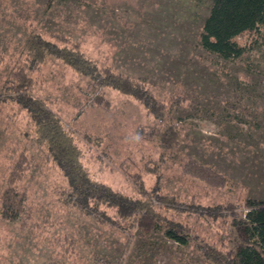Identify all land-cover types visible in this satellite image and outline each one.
Here are the masks:
<instances>
[{
	"label": "rangeland",
	"instance_id": "374dc122",
	"mask_svg": "<svg viewBox=\"0 0 264 264\" xmlns=\"http://www.w3.org/2000/svg\"><path fill=\"white\" fill-rule=\"evenodd\" d=\"M210 8V0H0V264H213L206 245L227 251L247 238L235 221L249 199H264V41L244 35V54L229 61L209 53L199 34ZM35 34L139 84L165 105V119L56 57L29 70ZM21 68L29 93L73 134L91 177L151 199L187 245L168 238L164 222L146 234L115 209L101 207L108 221L71 203L67 179L12 98ZM169 123L182 135L167 149L156 134ZM189 160L212 176L187 172ZM10 189L25 202L7 220Z\"/></svg>",
	"mask_w": 264,
	"mask_h": 264
},
{
	"label": "trees",
	"instance_id": "16d2710c",
	"mask_svg": "<svg viewBox=\"0 0 264 264\" xmlns=\"http://www.w3.org/2000/svg\"><path fill=\"white\" fill-rule=\"evenodd\" d=\"M211 8L203 21L200 35L201 47L219 58L229 61L242 57L245 47L238 39L246 34H255L264 41V0H210ZM29 53L28 69L38 67L48 56L56 57L65 65L71 66L82 76L91 78L102 87H111L127 95H132L145 105L156 120L165 119V105L151 96H144L139 84L123 75L116 74L110 68H101L94 61L85 57L77 48L61 47L46 40L42 35H32L27 43ZM29 78L25 69L15 73V80L10 88L14 91L13 100L27 110L36 125L39 138L47 144L49 153L64 174L69 184L71 203L87 213H96L111 221L102 206L115 209L125 219H134L133 225L142 233H151L162 222L167 226L166 235L181 245H187L189 238L175 224L163 218L151 199H132L124 197L106 184L95 180L85 169L82 151L73 134L69 132L57 115L47 104L34 98L30 93ZM145 97V98H144ZM181 131L174 124H167L157 132L163 147L174 148L181 143ZM185 170L196 177L210 178V170L195 160H189ZM141 196L148 193L142 186ZM2 215L7 220L17 218L25 200L11 189L3 195ZM163 199V197H159ZM171 205L174 202H169ZM170 205V207H172ZM169 206V204H167ZM247 213L237 219L235 225L243 229L247 238H238L235 248L220 250L206 245V256L213 264H264V199H249ZM211 211L208 212V215ZM215 216V215H211ZM118 223V222H114ZM236 241V242H237Z\"/></svg>",
	"mask_w": 264,
	"mask_h": 264
}]
</instances>
